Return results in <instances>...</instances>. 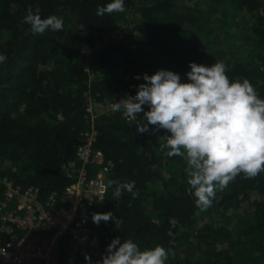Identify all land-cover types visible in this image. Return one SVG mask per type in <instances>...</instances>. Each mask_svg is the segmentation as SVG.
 Segmentation results:
<instances>
[{
    "label": "trees",
    "instance_id": "obj_1",
    "mask_svg": "<svg viewBox=\"0 0 264 264\" xmlns=\"http://www.w3.org/2000/svg\"><path fill=\"white\" fill-rule=\"evenodd\" d=\"M181 1L0 0V179L37 188L42 199L73 182L62 165L75 159L89 127L87 96L153 89L141 82L142 49L167 56V71L194 69L205 42L189 29L206 12ZM211 1L250 15L246 32L262 67L210 66L209 80L226 92L205 122L226 104L211 125L217 136L207 131L151 151L155 133L167 130L156 123L160 102L174 99L193 117L192 132L204 124L199 107L173 93L147 102L134 124L122 108L95 120L94 147L113 167L103 199L81 221L101 234L100 251L131 245L149 264H264V0ZM119 28L120 39L112 38ZM4 192L0 181V201ZM243 202L249 211L234 220L228 212Z\"/></svg>",
    "mask_w": 264,
    "mask_h": 264
},
{
    "label": "built area",
    "instance_id": "obj_2",
    "mask_svg": "<svg viewBox=\"0 0 264 264\" xmlns=\"http://www.w3.org/2000/svg\"><path fill=\"white\" fill-rule=\"evenodd\" d=\"M110 36L120 39L121 34L117 31ZM170 93L183 104L199 107V123L213 118L217 101L226 95L215 79L196 86L189 82L183 87L167 79L140 94L126 92L102 99L87 96L85 117L89 127L76 146L75 159L62 165L73 182L42 199L37 188H21L6 178L0 179L5 185L0 201V264H149L150 256L131 245L118 244L109 252L100 251L101 234L81 218L103 199L107 175L113 167V161L94 147L95 120L122 108L124 120L134 124L147 102L164 99Z\"/></svg>",
    "mask_w": 264,
    "mask_h": 264
},
{
    "label": "rangeland",
    "instance_id": "obj_3",
    "mask_svg": "<svg viewBox=\"0 0 264 264\" xmlns=\"http://www.w3.org/2000/svg\"><path fill=\"white\" fill-rule=\"evenodd\" d=\"M180 3L186 6H198L205 10L204 23L196 24L189 29L192 36L203 38L205 49L194 57L195 68L185 72L167 71L165 68L168 62L167 56L154 54L149 49H145L143 52L142 49L139 59L148 64L141 77V82L145 88L153 87L154 89L168 77L176 82L181 80L186 83L191 82L196 86L211 78L210 66L216 63L224 64L227 61L248 62L252 66L262 67L256 58L254 44L246 32V25L250 22V15L247 12L229 4H215L211 0H182ZM120 29L119 32H121ZM209 29L213 30L212 33L209 36L204 35ZM225 97L226 95L222 96L221 99ZM225 105L224 102L221 103L214 120L210 123H204L203 126L199 125L196 132H192V128H194L192 127V125L194 126L193 117L179 112V106L174 99H166L160 102L156 113V123L167 128V130L162 134L155 133L153 146L149 147L150 150L163 148L166 144L171 143L172 139L186 141L196 135H205L207 131L210 135H219V132H213L211 125L215 120H221L224 117L223 107ZM161 171L162 173L165 172L163 169ZM248 211L249 205L243 202L240 207L230 210L228 214L235 220L238 214Z\"/></svg>",
    "mask_w": 264,
    "mask_h": 264
}]
</instances>
